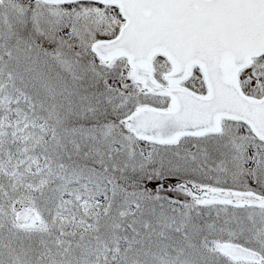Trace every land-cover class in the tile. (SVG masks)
Segmentation results:
<instances>
[{"label":"snow or ice","instance_id":"1","mask_svg":"<svg viewBox=\"0 0 264 264\" xmlns=\"http://www.w3.org/2000/svg\"><path fill=\"white\" fill-rule=\"evenodd\" d=\"M0 264H264V0H0Z\"/></svg>","mask_w":264,"mask_h":264}]
</instances>
